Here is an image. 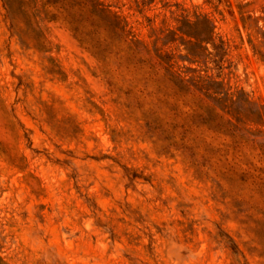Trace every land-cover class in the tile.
<instances>
[{"label":"rangeland","instance_id":"obj_1","mask_svg":"<svg viewBox=\"0 0 264 264\" xmlns=\"http://www.w3.org/2000/svg\"><path fill=\"white\" fill-rule=\"evenodd\" d=\"M54 1L32 33L0 0V264H264V0Z\"/></svg>","mask_w":264,"mask_h":264},{"label":"trees","instance_id":"obj_2","mask_svg":"<svg viewBox=\"0 0 264 264\" xmlns=\"http://www.w3.org/2000/svg\"><path fill=\"white\" fill-rule=\"evenodd\" d=\"M4 6L8 12V16L14 25L16 21V14L22 13L26 20L27 25L25 29L34 33L37 27V17L39 13L38 6L40 3L46 4H56L57 1L54 0H2ZM69 1V0H68ZM14 3H17V6L14 7ZM70 4L73 8L80 6L82 10L86 11L89 16H72L70 21L75 24V30L78 32L83 29L85 26L84 23H89L91 26L98 27L106 26L112 22V26L115 30L125 32L124 25L122 22V17L112 11L110 5L105 4L102 0H70ZM71 7V8H72ZM264 12V11H263ZM264 20V17L260 18ZM187 27L184 31V34L190 38H196L197 43H213L214 42V23L213 21L204 15H197L196 20L187 19L183 22ZM261 30V34L264 37V27H259ZM189 54L194 58V62H198L197 58H199V53L195 51L193 48L188 49ZM182 83H187L188 81L184 78H181ZM212 82V81H211ZM209 84V83H207ZM213 84L220 86L221 83L215 81ZM211 89L209 88L208 91ZM214 95L212 96L213 101L216 103L215 109H222L220 106L221 101H225L229 108L226 112L229 115V119L226 120L227 127H244L241 125L240 120L235 117V113L240 114V110H251L252 103L248 99L240 98L235 94L227 91H214ZM217 107V108H216ZM235 112V113H234ZM258 118L264 120V109L263 107H259L258 110ZM233 244V249L237 250V245L234 243L233 239H231Z\"/></svg>","mask_w":264,"mask_h":264}]
</instances>
